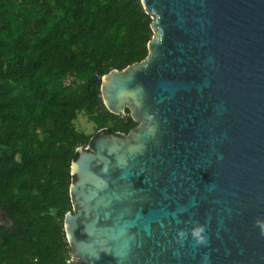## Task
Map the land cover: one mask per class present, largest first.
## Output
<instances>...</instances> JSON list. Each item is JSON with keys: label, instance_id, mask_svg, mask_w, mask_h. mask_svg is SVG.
<instances>
[{"label": "water", "instance_id": "water-1", "mask_svg": "<svg viewBox=\"0 0 264 264\" xmlns=\"http://www.w3.org/2000/svg\"><path fill=\"white\" fill-rule=\"evenodd\" d=\"M143 3L149 55L102 85L140 125L72 164L76 264H264V0Z\"/></svg>", "mask_w": 264, "mask_h": 264}, {"label": "trees", "instance_id": "trees-1", "mask_svg": "<svg viewBox=\"0 0 264 264\" xmlns=\"http://www.w3.org/2000/svg\"><path fill=\"white\" fill-rule=\"evenodd\" d=\"M152 23L143 0H0V208L13 220L0 264H74L72 164L102 133L140 125L108 108L102 85L148 57Z\"/></svg>", "mask_w": 264, "mask_h": 264}, {"label": "rangeland", "instance_id": "rangeland-1", "mask_svg": "<svg viewBox=\"0 0 264 264\" xmlns=\"http://www.w3.org/2000/svg\"><path fill=\"white\" fill-rule=\"evenodd\" d=\"M77 125L79 129H82L83 131H86L88 133L94 132L95 130V123L93 121H90L87 115H84L83 113L80 115V117L77 119ZM4 215H1V218ZM5 221L8 220V218H3Z\"/></svg>", "mask_w": 264, "mask_h": 264}, {"label": "flooded vegetation", "instance_id": "flooded-vegetation-1", "mask_svg": "<svg viewBox=\"0 0 264 264\" xmlns=\"http://www.w3.org/2000/svg\"><path fill=\"white\" fill-rule=\"evenodd\" d=\"M1 215H4V216L1 218ZM3 218H8V220L5 221ZM12 223H13V220L11 219V217L7 215L6 212L2 208H0V225L2 224L11 225Z\"/></svg>", "mask_w": 264, "mask_h": 264}, {"label": "built area", "instance_id": "built-area-1", "mask_svg": "<svg viewBox=\"0 0 264 264\" xmlns=\"http://www.w3.org/2000/svg\"><path fill=\"white\" fill-rule=\"evenodd\" d=\"M72 261L74 262V264H76V259L73 257Z\"/></svg>", "mask_w": 264, "mask_h": 264}]
</instances>
